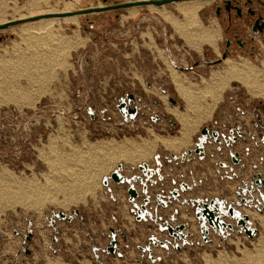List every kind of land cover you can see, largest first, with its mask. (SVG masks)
<instances>
[{"label": "rangeland", "instance_id": "1", "mask_svg": "<svg viewBox=\"0 0 264 264\" xmlns=\"http://www.w3.org/2000/svg\"><path fill=\"white\" fill-rule=\"evenodd\" d=\"M130 1L145 0H0V16L5 19L0 24L21 18L20 13L22 18L37 17ZM30 2L35 5L33 14L24 7ZM152 7L73 16L75 21L40 20L53 21L51 34L42 29L21 31L24 25L40 21L0 31L4 37L0 42V264H97V254L104 264H208L220 256L239 262L245 252L264 243L262 211L243 206L257 228L255 238L239 234L231 220L235 228L229 237L211 231L208 244L203 243L192 207L174 202L161 216L167 219L179 210L180 223H190L191 243L180 250L153 246L152 260L140 246L149 245L152 234L164 240L167 233H160L154 223L136 222L126 206L123 186L111 182V193L103 186L104 177L120 163L130 175L143 162L155 164L154 156L159 154L167 177L162 188L186 181L194 188L182 195L185 198L238 201L236 188L241 181L219 168L216 161L224 162L223 156L203 162L193 157L186 163H169L167 158L193 148L201 128L214 121L222 127L243 122L246 128H257L258 135L264 130L260 128L264 98L254 97L240 80L226 77L220 80L224 83L209 86L212 90L204 88L214 74L224 72L226 62L209 63L221 57L216 47L220 37L214 35L215 28L203 29L201 9L198 21L181 34L164 16L168 13L185 22L176 4ZM193 27L196 32L191 34ZM186 40L199 50L209 42L214 52L205 45L196 52ZM15 47L19 52L9 54ZM240 57L232 60L239 64L246 59ZM261 60L251 64L264 69ZM196 62L193 71L177 69L191 68ZM177 78L190 87V101ZM127 95H134L139 108L134 121L118 108L120 98ZM182 115L188 116L191 130L184 138ZM226 119L229 122L224 123ZM161 137L173 139L174 146H164ZM110 146L124 150L111 151ZM255 158L264 172V146L256 149ZM60 212L73 219L53 217ZM111 230L123 257L104 252ZM253 264H264V259Z\"/></svg>", "mask_w": 264, "mask_h": 264}, {"label": "flooded vegetation", "instance_id": "2", "mask_svg": "<svg viewBox=\"0 0 264 264\" xmlns=\"http://www.w3.org/2000/svg\"><path fill=\"white\" fill-rule=\"evenodd\" d=\"M104 2H106L107 0H103ZM146 1V0H145ZM207 2L208 4L204 5L203 8L201 9V14H200V18L202 19V21L204 23H209V25L211 26V28H215L218 31L219 37H220V42H219V46H218V52L221 54V57L215 60H211L209 61L211 64L213 65H218L223 63L226 59L229 58H238L239 56H241L240 58H246L248 59L251 63H253L254 59L255 61L260 58H262L260 65L262 64V62L264 61V0H202ZM120 3H125V2H120ZM115 4H119V3H115ZM113 4V5H115ZM1 41L2 42L4 40L3 36H0ZM221 46V47H220ZM212 51L214 52V50L212 49ZM226 53L227 57L226 58H222L223 54ZM246 56V57H245ZM248 57V58H247ZM252 60V61H251ZM198 65V63L196 62L195 65L191 68L185 67V69H187L186 71H193V68L196 67ZM183 68V67H182ZM120 99H124V101H126V103L128 105H130L132 108H134V106L137 107V113L134 117V119H136L139 108L138 106L135 104L134 99L133 102H129L127 100V96L126 97H121ZM174 105L177 103L176 100L174 99H169ZM121 103V101H120ZM92 112V108H89ZM125 111H127V107L124 109ZM242 114H248L246 112L245 109L240 108L238 109ZM120 111V110H119ZM121 113V112H120ZM122 114V113H121ZM260 113H257V119L260 118ZM123 115V114H122ZM124 117H129L130 121H134V119H132L128 114L123 115ZM227 121H225L224 123L229 122L228 119H226ZM221 123V122H220ZM258 126V125H257ZM256 126V127H257ZM264 126H260V128H262ZM203 128L207 129L209 134L212 133V131H218L219 136V142H216L212 137L211 138H207L206 136V142L205 143H201L200 142V138L202 137L201 132L203 130ZM259 128V126H258ZM246 127H245V123L241 122V123H236L234 125L228 124V125H224V127L218 125V121H214L213 123H211L210 125L207 126H203L200 130V134L196 137L195 143H194V147L191 149H187V150H194L196 143H201V145H204V152L201 154H192L188 160L186 161H182L181 160V156L183 155L184 151L180 156H177L176 154V159L172 158L170 154V158H167V161H169V163H172L174 161L179 160L182 163H186L189 162L191 158L193 157H198V159H204L206 157V147L208 145L211 144V142L215 143L218 145V153L220 152V154H222L223 150L226 147H231L234 143H236L238 141V139H241V137L245 136V131H246ZM263 129V128H262ZM263 133L261 134V141L260 143H262L264 145V130H262ZM239 133L241 135H239ZM236 139L233 142V139ZM227 141H229V145L226 143ZM246 153H250V150L246 149L245 150ZM237 153L239 155L238 159H239V164H235L233 162V160L231 159V156ZM156 157L158 158V161L161 162V165H158L157 161H156ZM240 154L238 152H229V154L226 156L225 161H216L217 165L219 166V168H221L222 170H228L229 171V176L233 179H237L239 178V175L236 173L235 171V167L236 166H241V168H245V164H241L240 161ZM154 161L155 164L152 163H147V162H143L141 164H148L149 167H152L154 169H159L160 175L163 177L162 179L159 178V176L157 174H154L153 177H151V179L149 181H147V187H148V192H149V196H150V204H147L146 207L148 208V211L152 214V217L147 216L146 221H136V222H146V223H154L158 226V229L160 231V233H167V231H162L161 228H164L167 224H171L173 226L176 225H180L183 223H188V222H183L180 223V221L178 220L177 216L179 215V210H175L167 219L163 218L162 215V211L167 210V208L170 207V205L174 202L177 203H181V205H189L192 207V209L194 210V216H195V210H196V206L192 205L189 200H197L200 199L201 201H209L212 200L214 198H218L220 200L226 201V209L228 208V204L231 203L236 210H238L241 214H247L249 216V213H247L246 211H244L242 209V207H246L248 210L250 209H255L257 212L258 211H262L264 213V211L260 208V205L262 203V198H261V193L264 194V188H257L254 185L255 182V175H257V173H261L262 176L264 177V173L257 171V173L253 176V180L251 182H247L244 181L242 187L237 188V197H238V201H231V200H227L225 198H220V197H212V198H201V197H190V198H185L182 195L187 193V192H192L193 188H194V184H190L186 181H181L180 183H178V186L173 187L172 189H164L162 188V185L164 184L165 180H166V176L163 173V167H164V161H162L161 156L159 154H156L154 156ZM140 165V164H139ZM138 165V166H139ZM137 168H133V172L132 174L128 175L125 173V169H124V165L123 168L121 170V174L132 178L135 175H141L145 180L147 179L146 177H144L142 175V173L139 171ZM256 167V166H255ZM137 169V170H136ZM257 169V168H255ZM135 170V171H134ZM113 172V171H112ZM111 174V173H110ZM109 176V175H108ZM105 179V177H104ZM103 179V180H104ZM153 180V181H151ZM111 182L113 181H109V187L111 188ZM185 182L189 185V190L187 191H180V187H181V183ZM114 183V182H113ZM173 185H177L176 181H172ZM116 184V183H114ZM117 186H123V193H125L127 200L129 202V195L127 192V188L129 186L128 183H122L120 185L116 184ZM104 186V185H103ZM135 188L137 189V191L140 193V197L136 200L137 204L140 205L143 203V199L145 197V195L143 194V192H141L142 190V185L139 182H136L134 184ZM139 186V189H138ZM253 187V189H255L253 192L250 191V188ZM178 190L179 191V196L177 198H173L171 193L172 190ZM111 193V192H110ZM157 195L161 196V199L167 204L166 207H162L161 205H158L156 202V197ZM246 199L247 201L250 200L249 204L250 205H246V204H242L241 203V199ZM130 204V212L131 210H136V216H135V220L137 219V208H134L132 206V204L129 202ZM259 206V207H258ZM258 208V209H257ZM132 214H134L133 212H131ZM175 216L177 219V223L172 221V217ZM249 218L251 219V217L249 216ZM196 219V218H195ZM221 219L223 221H225L227 224L231 223L233 225V229H227L224 231V234H217L223 237V239H227L229 237V234H231V231L234 230L235 225L231 220H234L233 218H231L229 215L226 217H221ZM197 220V219H196ZM236 222V220H234ZM190 225V223H188ZM200 224L201 222L199 221V230H200ZM236 227L238 228V233L240 228L237 226V222H236ZM251 227L255 228V225L253 223V220L251 219ZM190 228V226L186 229L185 232H190L188 229ZM211 229H210V234H209V238L211 239ZM214 232V231H212ZM192 234V232H190ZM201 233V231H200ZM215 233V232H214ZM243 232H240L239 234H242ZM245 234V233H243ZM257 232H256V236H257ZM117 236V234H116ZM152 236H157L156 234H152L149 236V240L150 238H152ZM201 236V234H200ZM255 236V237H256ZM167 237L164 240H161L158 236L156 237V240L159 241H166V240H170L169 246L174 244L175 242H179L177 241L175 238L171 237L168 235L167 233ZM193 237V236H192ZM190 237L189 240L192 238ZM249 237V236H248ZM254 237V238H255ZM250 238V237H249ZM110 239H111V235H110ZM173 239V241H172ZM203 239V238H202ZM252 239V238H251ZM112 240V239H111ZM110 240V242H111ZM212 241V240H211ZM212 243V242H211ZM208 243V244H211ZM110 245V243H109ZM108 245V246H109ZM154 245L150 244L147 245L146 247H153ZM168 246V247H169ZM141 247V246H140ZM143 247V248H146ZM158 247V246H155ZM161 247V246H159ZM119 244L117 246V252L115 255H118L117 253L119 252V254H121V251L119 249ZM162 248V247H161ZM107 249V248H106ZM106 249L104 250V252L106 251ZM165 249V248H163ZM143 252V251H142ZM147 252V251H146ZM143 252V253H146ZM106 253V252H105ZM148 253V252H147ZM152 253H153V249H152ZM108 254V253H106ZM149 254V253H148ZM98 255V254H97ZM111 255V254H110ZM123 257V254H121ZM154 255V253L152 254ZM99 256V255H98ZM114 256V255H113ZM119 256V255H118ZM150 257V255H149ZM155 258V256H154ZM99 261L100 260V256H99ZM96 262H97V258H96ZM103 263V262H102Z\"/></svg>", "mask_w": 264, "mask_h": 264}, {"label": "water", "instance_id": "3", "mask_svg": "<svg viewBox=\"0 0 264 264\" xmlns=\"http://www.w3.org/2000/svg\"><path fill=\"white\" fill-rule=\"evenodd\" d=\"M181 1H191V0H146V1H130V2H125V3H119L115 5H103L100 7H94V8H85V10H80V11H70V12H55V13H49V14H44V15H39L37 17H27L24 19H15V20H9V22L0 24V31L2 30H7L9 27L15 26V25H21L26 22H32V21H40L42 19H55V18H69L70 16H79V15H85V14H91V13H100L104 11H115L119 9H127L131 7H142L146 5H153L156 7H161L164 5H169V4H176V2H181ZM2 38H0L1 41ZM227 54L224 53L222 58H226ZM210 63V62H209ZM177 69H180L182 71H186L187 69L178 67ZM134 95H127V100L131 103L133 102ZM121 103L118 105V108L120 112L126 116L128 114L132 119H134L136 113H137V107L134 106L132 108L130 105L124 101V99H120ZM127 107V111L124 109ZM90 110V109H89ZM202 137L200 138L201 143L206 142V136L207 138H213L216 142H219L218 136L219 133L218 131H212L211 134H209L208 130L203 128L201 132ZM239 135H241L239 133ZM236 139H233V142ZM201 143H196L195 149L194 150H187L186 152L183 153L181 156V160L184 162L189 159V157L192 154H201L204 152V145H201ZM229 145V141L226 142ZM172 158L176 159V155L172 154ZM239 155L237 153H234L231 156V159L235 164H239ZM156 161L158 165H161V162L158 161V158L156 157ZM123 168V164L120 163L116 167V169L111 172L109 176H105V179L103 180V185L107 186L109 184V181H113L114 183L120 185L122 183H128L129 186L127 188V192L129 195V202L132 204L134 208H137V219L136 221H141V220H146L147 216L152 217V214L148 211V208L146 207L147 204H150V196L148 192V187H147V181L153 177L154 174H157L160 179L163 177L160 175L159 169H154L152 167H149L148 164H140L138 166L139 171L142 173L144 177L147 179L145 180L141 175H135L132 178H129L123 174H121V170ZM255 182L254 185L257 188H264V177L262 176L261 173H257L255 175ZM153 181V180H151ZM136 182L141 183L142 185V190L143 194L145 195L143 199V203L138 205L136 200L140 197V193L137 191L135 188L134 184ZM189 185L185 182L181 183L180 191H187L189 190ZM255 189L253 187L250 188V191L253 192ZM179 191L174 189L172 190V197L177 198L179 196ZM261 198H262V203L260 205V208L264 211V194L261 193ZM156 202L158 205H161L162 207H166L167 204L161 199L160 195H157L156 197ZM189 202L192 205L196 206L195 210V218L197 221H200V231H201V236L203 238V241L205 243H211V239L209 238L210 234V229L214 231L217 234H224V231L227 229H233V225L231 223H226L221 219V217H226L230 216L237 222V226L240 228L239 233L243 232L245 235L249 236L250 238H254L256 236L257 230L251 227V219L247 214H241L238 210L235 209V207L229 203L228 208L226 209V201L220 200L218 198H214L209 201H201L200 199L197 200H189ZM250 200L247 201L246 199H241V203L250 205L249 204ZM259 207V206H258ZM258 209V208H257ZM75 214H78V211L76 210ZM54 218L57 219H67V220H72L73 218L71 216H68L64 212H60L58 214L53 215ZM172 221L177 223V219L175 216L172 217ZM53 221L51 222V224ZM190 225L188 223H183L180 225L173 226L171 224H167L164 228H161L162 231H167L168 235L175 238L177 241L182 242V246L180 245H174V248L177 250H180L183 247H186L187 244L189 243V238L192 237V234L190 232H185L186 229ZM111 242L110 245L107 246L106 253L115 255L117 252V246L119 244V241L116 238V232L114 230H111ZM149 243L154 245V246H161L162 248L168 249L170 240L166 241H159L156 240L155 237L152 236L150 238ZM140 249L143 252H148L150 255V258L153 260L154 255H152V249L151 247H140ZM119 257H122L119 252L117 253ZM97 258V264H104L99 261V256L96 255Z\"/></svg>", "mask_w": 264, "mask_h": 264}, {"label": "bare ground", "instance_id": "4", "mask_svg": "<svg viewBox=\"0 0 264 264\" xmlns=\"http://www.w3.org/2000/svg\"><path fill=\"white\" fill-rule=\"evenodd\" d=\"M206 4H208V3L205 2V1H202V0H191V1H184V2H182V1L181 2H176V7L179 9V11L185 17L184 18L185 22H179L178 20L176 21L175 18L172 17V15L168 14V13H165L164 16L167 18V20H169V22L173 23L174 27L176 29H178L181 34H183V29L187 25L190 26V25H192L193 22L198 21V11L200 9H202L203 6L206 5ZM34 6L35 5H34L33 2H30L29 4L24 5V7L27 9V12H29L30 14H33L31 11L33 10ZM151 7H152V5H151ZM14 10H15V12H18V10H16V8H14ZM135 11L136 10H133L131 13H134ZM0 15H2V14H0ZM20 16H21V18H19V19H24V18H22V16H23L22 13H20ZM76 19H77L76 17L70 16L69 18H65V21H70V20L75 21ZM3 21H5V19L0 16V22H3ZM52 22L53 21L43 20V21L34 23V25H24V27H23V29L21 31L24 32V34H25L26 32H30L32 29L33 30L34 29H36V30L42 29V30H45V32H47L46 34H48L50 32L53 33V27L51 26ZM216 35H217V32H215V36ZM24 38L25 37H23V39ZM62 43L64 45L65 42H62ZM193 45L194 44H191V46H193ZM70 46H71V44H70ZM196 46H198V45H196ZM16 52H19L17 47L13 48L12 51L9 54H12V53L14 54ZM4 56H6V55H4ZM225 62H226V65L224 67L225 68L224 74L223 73L214 74L212 79H209V81H206V83H205L206 85L204 86V88L209 89L210 87H213L215 84H217V81H220L222 78L225 79L226 77H230L232 79L234 78V80L235 79L240 80L241 83H243L246 87H248V90H249L250 94H252L253 96L264 97V83L262 84L260 82V78L261 79L264 78V69H258L255 66L253 67L245 59L239 64H238V62H236V61H234L232 59H226ZM263 67H264V62H263ZM176 80H178V78ZM176 83H177L179 89L181 88L180 91H182V93L185 96V98L187 99V101H190V99L192 97V94L190 92V87L188 85H186L184 82L182 84L180 80L176 81ZM221 83H224V82H221ZM222 85L223 84H221V86ZM219 88H220V86H219ZM210 90H212V89L210 88ZM210 90H207V91H209V94H211ZM188 105H189V103H188ZM181 117H182V120L184 122L183 127L181 129L182 130V137L184 138L185 136H189L190 135L191 130H190L189 123H188V121H189L188 120V116L182 115ZM161 141L163 142L164 146H171V147L174 146L173 145L174 140L173 139H169L168 137H165V138L161 137ZM110 147H109V150H111V151L118 150V151L121 152L122 150H124V148H120V147H116V146H114V147L110 146ZM130 147H132V146L130 145ZM99 152H100V150H99ZM260 219L262 220V223L264 224V219L263 218H260ZM254 250L255 251H253V252H245L244 259L239 261V262H236V261L233 262L230 259L225 258L224 256H220L218 259L214 260V262L210 261V262H208V264H253V262L259 263L260 260L264 259V243L260 242L259 245L255 246Z\"/></svg>", "mask_w": 264, "mask_h": 264}, {"label": "crops", "instance_id": "5", "mask_svg": "<svg viewBox=\"0 0 264 264\" xmlns=\"http://www.w3.org/2000/svg\"><path fill=\"white\" fill-rule=\"evenodd\" d=\"M199 20H200V23H202V27L204 30H209V31L211 30V26L209 25V23H204L202 21V19L200 18V16H199ZM195 30H196V28H194V27L189 29L191 34L196 32ZM213 32H214V35H215V32L218 33L217 29H214ZM219 42H220V38L217 39V41H216V47L217 48L219 46ZM186 44H187V46L190 47L187 40H186ZM204 45L207 47L209 46L214 50V47L212 46L211 43L204 42L201 45V48ZM190 48L192 50L194 49L196 52H199L201 50V48H200V50L197 48H192V47H190ZM249 64L254 67V65L251 64V62H249ZM220 73L224 74V72H220ZM230 82H234V81H230ZM230 82H229V84H230ZM257 97H260V96H257ZM263 98L264 97H262V99ZM257 133H258L257 128H255V127L247 128L245 131V136L241 137V139H238V141L236 143H234L230 148L226 147L223 150L222 154H220V152L218 153V151H217L218 145L211 142V144L206 147V157L204 159H198V157H196V158H197V160H200L201 162H203L205 160H208V161L213 160L214 161L215 160L214 158L217 155L223 156V159H225L226 156L229 154V152H231V151L238 152L240 154L241 164L242 163L245 164V168H241V166L235 167V171L239 175L238 179L241 181V184L237 185V188L242 187L244 181L251 182L253 180V176L257 173V171L262 172V170L259 169L258 162L256 161L257 159L255 158V153H256L257 148H260L261 145L262 146H264V145L262 143H260L262 133H260V135H258ZM246 149L250 150L249 154L245 152ZM252 151H254L253 154H252ZM254 158H255V161H254ZM191 159H190V161H191ZM260 166H262V165H260ZM255 168H257V169H255ZM262 173H264V172H262ZM138 189H139V186H138ZM187 193H189V192H187ZM187 193H185V194H187ZM184 196H186V195H184ZM126 206L130 209V204H129L128 200H127ZM242 209H243V207H242Z\"/></svg>", "mask_w": 264, "mask_h": 264}, {"label": "built area", "instance_id": "6", "mask_svg": "<svg viewBox=\"0 0 264 264\" xmlns=\"http://www.w3.org/2000/svg\"><path fill=\"white\" fill-rule=\"evenodd\" d=\"M104 187L107 188V191H108L109 193L111 192V189H110L109 185L104 186ZM131 212H133V213H134L133 215L136 216V210H133V209H132ZM142 221H146V220L143 219ZM153 237H155V236H153ZM156 237H157V236H156ZM156 237H155V238H156ZM189 243H191L190 240H189ZM189 243H188V244H189ZM203 243H205V242L203 241ZM188 244H187V245H188ZM174 245H180V246H182V242H180V243H179V242H175L174 244H172V246L174 247Z\"/></svg>", "mask_w": 264, "mask_h": 264}]
</instances>
